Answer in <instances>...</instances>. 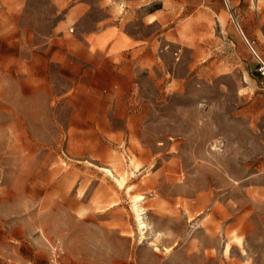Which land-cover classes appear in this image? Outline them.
Wrapping results in <instances>:
<instances>
[{"label": "rangeland", "instance_id": "rangeland-1", "mask_svg": "<svg viewBox=\"0 0 264 264\" xmlns=\"http://www.w3.org/2000/svg\"><path fill=\"white\" fill-rule=\"evenodd\" d=\"M259 57L264 0H0V264H264Z\"/></svg>", "mask_w": 264, "mask_h": 264}, {"label": "built area", "instance_id": "built-area-1", "mask_svg": "<svg viewBox=\"0 0 264 264\" xmlns=\"http://www.w3.org/2000/svg\"><path fill=\"white\" fill-rule=\"evenodd\" d=\"M252 46V45H251ZM258 70L262 76V79H261V84L264 86V60L262 58L259 57L258 59ZM50 264H63L60 256H59V253L58 251H55L52 255V258H51V263Z\"/></svg>", "mask_w": 264, "mask_h": 264}, {"label": "bare ground", "instance_id": "bare-ground-1", "mask_svg": "<svg viewBox=\"0 0 264 264\" xmlns=\"http://www.w3.org/2000/svg\"><path fill=\"white\" fill-rule=\"evenodd\" d=\"M135 161V160H134ZM133 161V162H134ZM132 162V163H133ZM132 165V164H131ZM135 166H136V164H134ZM123 173V172H122ZM121 173V174H122ZM120 178V179H119ZM118 178V181H122V182H126L127 181V175L124 173L123 175H121L120 177ZM133 201H134V205H135V207H136V210H137V213L140 215V214H142L141 213V210H143L144 209V206L143 205H141V204H139V199L138 198H136V197H134V199H133ZM146 225H148L147 224V222H146ZM237 239L239 240V241H241V239L240 238H238L237 237ZM231 246H232V241H229L228 243H227V245H226V250L227 251H229L230 250V248H231Z\"/></svg>", "mask_w": 264, "mask_h": 264}]
</instances>
